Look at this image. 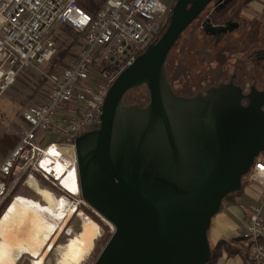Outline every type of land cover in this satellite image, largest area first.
Instances as JSON below:
<instances>
[{"label":"water","instance_id":"water-1","mask_svg":"<svg viewBox=\"0 0 264 264\" xmlns=\"http://www.w3.org/2000/svg\"><path fill=\"white\" fill-rule=\"evenodd\" d=\"M213 1L177 0L162 36L126 66L108 89L100 127L80 135L75 141L81 195L115 227L95 264H205L212 252L208 230L213 217L225 198L240 191L243 176L264 153V94L254 93L249 104L243 105L244 97L249 94L245 95L230 81L207 92H218V100L228 101L230 110L221 109L218 120L222 130L219 143L222 162H213L203 171L205 180L194 189L198 192L191 213L180 215L175 221L167 204L148 195L114 162V154H118L123 141L130 137L136 143L135 152L144 149L146 142L153 145V151H158L156 143L160 148L163 142L168 161L170 152L166 150V143L174 142L180 129L194 122L184 119L175 103L186 102L198 94L176 95L167 82L165 63L181 35ZM230 1L217 0L215 4L223 7ZM227 25L238 26V22L228 21ZM208 26L224 31V27H220L224 25ZM140 85L149 89L148 105L124 106L122 102L127 92ZM134 117L137 119L135 128L129 120ZM242 126L249 130L244 140L251 147L249 154H246L249 147H239V138H235ZM231 155L236 158L235 162ZM169 171L166 169L167 173ZM179 230L182 236L186 234L192 240L185 242L188 244L182 248L181 259L178 257Z\"/></svg>","mask_w":264,"mask_h":264},{"label":"rangeland","instance_id":"rangeland-1","mask_svg":"<svg viewBox=\"0 0 264 264\" xmlns=\"http://www.w3.org/2000/svg\"><path fill=\"white\" fill-rule=\"evenodd\" d=\"M165 2L171 10L168 15V27L177 0H165ZM214 6L215 2L209 4L198 19L181 35L166 63V79L176 95L191 97L201 92L186 102L176 101L175 103L184 114V119L194 120V122L189 127L180 129L175 137L176 141L166 143L165 146L168 147L166 150L170 152L168 161H166L163 142L160 148L156 143L158 151H153V145L146 142L144 149L135 152L133 149L136 143L132 137L123 141L118 154H114V162L118 169L152 198L167 204L175 221H178V216L192 212L198 192L194 189L205 180L206 173L203 174V171L213 162L215 164L222 162V157L219 159L222 130L221 122L218 120L222 113L220 110L226 107L230 110V105L228 101L218 100L216 96L218 92L208 94L205 91L231 80L234 73H237L239 80L243 75H249L256 81L254 84L258 89H264V61L255 58L259 55L258 53L251 60L248 59L249 53L253 54L254 51L259 52L264 49V0H247V2L236 0L228 11L227 18L221 23L227 20L239 21L240 27L225 35L219 45L215 44L216 38L206 33L204 28L205 21L212 13ZM49 37L55 44V51L50 60L40 65L41 70L35 68L24 70L16 82L0 96V161L15 147L23 129L27 126L23 116L26 108L44 101L52 87L44 72H60L77 58L84 46V34L76 31L70 24H56ZM245 88V92L250 91L247 83ZM148 101H150L149 89L146 85H140L130 89L122 103L124 106L138 104L145 107ZM129 120L134 128L137 127L135 117ZM247 128L239 127L235 137L239 138L238 146L243 149L249 147V142L244 143L246 136L249 135ZM195 136H197L196 140ZM49 139L55 140L56 136L52 135ZM250 151L251 147L247 149L246 154ZM260 157L264 158V153ZM231 160L235 162L236 158L232 156ZM197 161L201 162L200 165ZM166 169L170 171L167 173ZM248 178L249 172L243 179L244 186L250 183ZM30 180L37 181L42 187L53 190L51 185L40 176L26 180V175L22 174L12 178L9 192L2 205L5 206L8 201L9 203L1 211L0 217L16 195H22L20 197L23 198L29 197V200L33 197L31 199L33 202H36L34 198L41 199ZM78 208L79 212H75L69 220L57 245L65 242L71 231L74 233L79 231L82 218L78 214L82 210L101 226V234L95 242L94 249L83 262V264H95L99 254L111 239L115 227L103 214L87 203L82 195ZM69 229L72 230L69 231ZM178 235V257L181 259L182 248L188 244L185 242L191 239L186 234L182 236L180 230ZM57 256L56 248L48 254L46 263H55ZM31 261L29 255H24L18 259L17 264H30Z\"/></svg>","mask_w":264,"mask_h":264},{"label":"built area","instance_id":"built-area-1","mask_svg":"<svg viewBox=\"0 0 264 264\" xmlns=\"http://www.w3.org/2000/svg\"><path fill=\"white\" fill-rule=\"evenodd\" d=\"M169 12L165 0H105L93 13L79 0H0V96L24 70H41L40 65L50 60L55 44L49 35L56 24H70L84 34L75 60L60 72H44L52 84L46 99L24 111L27 126L0 162V207L11 179L22 174L26 180L40 176L59 200L66 197L71 204H80L81 194H74L43 167L47 150L55 144L66 154L71 148L70 165L78 170L76 139L100 127L108 89L162 36ZM52 135L55 140L49 139ZM248 179L262 188V194L250 206L241 234L255 263L264 264V159L254 162Z\"/></svg>","mask_w":264,"mask_h":264},{"label":"bare ground","instance_id":"bare-ground-1","mask_svg":"<svg viewBox=\"0 0 264 264\" xmlns=\"http://www.w3.org/2000/svg\"><path fill=\"white\" fill-rule=\"evenodd\" d=\"M47 152L48 158L43 167L80 196L78 170L70 165L73 150L70 148V153L65 154L64 150L53 144ZM30 183L42 201L34 198L36 202H33V197L29 200V197L17 195L7 206L0 217V264H17L24 255L31 257L30 264H83L101 234L100 224L80 210L78 216H81L82 223L79 231L74 233L69 229L68 239L57 245L69 220L75 212H79V208L66 197L59 200L50 189L42 187L37 181L30 180ZM56 248V262L46 263L48 254Z\"/></svg>","mask_w":264,"mask_h":264},{"label":"crops","instance_id":"crops-1","mask_svg":"<svg viewBox=\"0 0 264 264\" xmlns=\"http://www.w3.org/2000/svg\"><path fill=\"white\" fill-rule=\"evenodd\" d=\"M258 159L264 158L258 156L256 160ZM261 191L262 188L252 184L251 181L245 186L243 182L240 191L234 192L231 196L225 198L220 211L213 217L208 230L211 247L223 240L229 246L231 245L233 250H237L234 254H230L227 246L223 247L217 264H256L250 254L247 241L241 234V228L249 215L250 206L261 199Z\"/></svg>","mask_w":264,"mask_h":264},{"label":"trees","instance_id":"trees-1","mask_svg":"<svg viewBox=\"0 0 264 264\" xmlns=\"http://www.w3.org/2000/svg\"><path fill=\"white\" fill-rule=\"evenodd\" d=\"M216 1L217 0H214L213 2L216 3ZM235 1L236 0H231L230 2H228L223 7H221L220 4H218V5L215 4L212 13L209 15V17H207V19L205 21V26H208V24L219 25L223 20H225L227 18L228 11L230 10L231 6H233ZM244 1L247 2V0H244ZM104 2H105V0H79V3L84 8H87L88 11L90 10V12H92V13L95 12L101 5H103ZM170 13H171V10H170ZM238 23H239V21H238ZM63 24H66V23H63ZM166 63H167V61H166ZM166 63H165V68H166ZM229 196H231V194ZM7 203H9V201L6 202V204ZM6 204H5V206H6ZM5 206L1 205L0 214H1V211L4 209ZM225 246H227V248H228L227 250L230 254H234L237 251V250H233L231 245L229 246V244L226 243V241H223V240L219 241L214 247H211L212 248L211 256L208 259V262H206L205 264H217V261L221 255L222 249Z\"/></svg>","mask_w":264,"mask_h":264},{"label":"flooded vegetation","instance_id":"flooded-vegetation-1","mask_svg":"<svg viewBox=\"0 0 264 264\" xmlns=\"http://www.w3.org/2000/svg\"><path fill=\"white\" fill-rule=\"evenodd\" d=\"M228 21H232V20H227L226 22L224 23H221L219 24L218 26L220 25H224V26H220V27H224V31L223 30H212V27L211 26H205V31L206 33H208L209 35H211L212 37L216 38V41H215V44L219 45L225 38V35L227 36L229 33H232L234 32V30H237L239 29V23H238V26H229L227 25V22ZM232 22H236V21H232ZM226 46H224L225 48ZM223 49V48H222ZM256 53H258L259 55L256 56L255 58H259L260 61H264V49L263 50H259V52L257 51H254V53H249L248 54V59L251 60L253 58V56L256 55ZM241 79L239 80V78H237V73H234L232 76H231V80H228L227 82L225 83H229L230 81H232L236 86L240 87L242 89V92L247 95L249 94L248 97H244L243 99V105H247L249 104L250 102V98H251V95H253L254 93H263L264 94V89L263 90H260L256 87V85L254 84L256 81H254L249 75H243L242 77H240ZM246 83L248 84L249 86V92H245L246 91ZM212 88V87H211ZM211 88L207 89L205 91L208 92ZM201 93V92H199ZM198 93V94H199ZM263 96V99H264V95ZM192 97V96H191ZM148 105V104H147Z\"/></svg>","mask_w":264,"mask_h":264}]
</instances>
